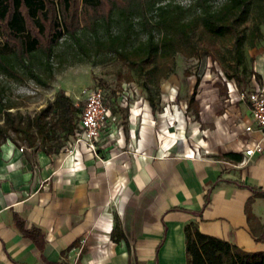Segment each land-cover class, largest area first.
Instances as JSON below:
<instances>
[{
	"label": "crops",
	"instance_id": "1",
	"mask_svg": "<svg viewBox=\"0 0 264 264\" xmlns=\"http://www.w3.org/2000/svg\"><path fill=\"white\" fill-rule=\"evenodd\" d=\"M252 63L258 77L249 74V90L226 85L219 97L196 85L194 141L186 139L181 110L167 117L177 122L173 132L170 112L160 114L167 135L144 111L135 148L134 121L124 132L110 120L96 153L71 143L73 133L50 152L4 139L0 264H187L184 226L190 223L246 251H263L264 196L254 190L264 191V146L244 151L264 132L245 129L250 104L240 92L264 85V49ZM110 106L115 114L117 106ZM191 148L194 155H186Z\"/></svg>",
	"mask_w": 264,
	"mask_h": 264
},
{
	"label": "trees",
	"instance_id": "2",
	"mask_svg": "<svg viewBox=\"0 0 264 264\" xmlns=\"http://www.w3.org/2000/svg\"><path fill=\"white\" fill-rule=\"evenodd\" d=\"M247 2L0 0V115L4 118V123H0V143L9 137L15 143L38 144L50 152L53 146L60 145L55 143L60 133L72 134L78 127V113L83 106L75 105L63 91L32 115L15 119L10 109L18 108L23 102L8 96L7 84L2 82L3 79L19 83L31 80L47 87L65 61L61 52L55 50L63 41L77 50V60L97 55L117 56L135 67L139 75L159 68L160 76L166 77L170 69L168 62L175 52L185 57L198 56L199 48L192 33L199 28L207 35L232 41L230 73L224 72L242 87L246 82L245 68L239 66L243 63L244 36L239 34L236 22L242 18L241 12ZM138 32H143L144 37L134 42ZM85 33L90 36L89 42L83 39ZM255 38L253 32L248 38L251 45ZM55 56L58 62H54ZM250 73L258 77L254 70ZM132 79L131 74L126 75V80ZM199 79L197 75L195 82ZM194 94L193 90L187 97L188 110H197ZM147 98L154 108L155 98L150 94ZM109 107L113 112L112 106ZM224 156L241 159L238 152H227ZM254 196H264V191L255 189ZM251 201L252 198L245 207L250 223L256 220L250 210ZM184 235L187 264H264V250L246 251L226 240L201 233L192 223L184 226Z\"/></svg>",
	"mask_w": 264,
	"mask_h": 264
},
{
	"label": "rangeland",
	"instance_id": "3",
	"mask_svg": "<svg viewBox=\"0 0 264 264\" xmlns=\"http://www.w3.org/2000/svg\"><path fill=\"white\" fill-rule=\"evenodd\" d=\"M177 1L187 4L189 0ZM220 1L212 0L214 4ZM241 17L236 22L239 34L244 36L241 45L243 63L239 68L243 66L245 68L243 70L246 81L244 89L247 87L246 90H249L251 87L249 71L252 70L254 53L259 49H264V1L248 0L243 6ZM113 28L116 29V25ZM100 31H102V28H100ZM253 32H255L256 38L251 45L248 38ZM192 35L199 48L198 56L185 57L175 52L168 62L170 69L166 77L160 76L161 71L159 68L152 73L147 71L148 73L139 75L135 67L130 66L126 61L120 60L117 56L97 55L91 59L77 60V50L70 43L63 41L55 50L57 53L61 52L65 61H63L61 69L55 72L47 87H42L31 80L23 83L9 79L2 80L4 84H7V95L23 102L18 108H11L10 110L15 119L28 114L32 115L41 106L51 102L60 91L67 94L75 105L81 107L84 103L85 90L100 86L105 93L106 104L110 106L114 102V106H117L114 107L116 113L112 112L111 125H118L125 132V129L127 128L128 131L131 122L134 121L136 129L132 144L134 148L140 138L138 131L144 111L152 113L155 120V130L162 133L160 114L167 110L170 112L165 117L169 126L171 124L169 131L173 132L177 122L175 119H167V117L174 114L175 110H181L184 112L186 120L184 131L186 139L194 141L193 124L197 120L193 109L188 110L186 107L187 97L193 90L195 92L197 84V88L200 85L206 88L208 95L210 94L209 90H213V93L218 92L219 97L223 95L222 87H226L225 79L229 78L224 70L230 73V62L232 60L230 53L233 50L230 39L207 35L201 32L199 28L195 29ZM143 37L144 33L138 32L134 35L133 41L136 42ZM83 39L85 42H89L90 36L85 33ZM54 62H58L56 56ZM185 71L189 74H186ZM127 74L132 75L133 79L131 81L126 80ZM197 75L200 78L199 83L195 82ZM155 78H159V80L156 82ZM99 80H103L104 83ZM236 86L240 88L238 84ZM112 90H114V93H112ZM147 94L155 98L154 108L151 107ZM133 107H136L137 113L133 119H130ZM0 123H4V118L1 115ZM163 133L167 135L165 132ZM11 134L13 135V133ZM64 140L63 133H60L55 143L61 145Z\"/></svg>",
	"mask_w": 264,
	"mask_h": 264
},
{
	"label": "built area",
	"instance_id": "4",
	"mask_svg": "<svg viewBox=\"0 0 264 264\" xmlns=\"http://www.w3.org/2000/svg\"><path fill=\"white\" fill-rule=\"evenodd\" d=\"M227 90L236 88V83L232 78L225 79ZM247 96L250 104V119L245 125L246 130L254 128L264 132V85L258 86L247 92L241 91L240 96ZM78 127L73 133L71 143L83 142L86 148L96 153L102 140V130L109 126V120L112 118L110 107L105 103V93L100 86H94L85 90L84 103L82 110L78 113ZM69 142V143H70ZM264 146V135L257 139L251 146L244 151L245 154L259 152ZM23 147H19L22 150ZM68 145L64 147L66 152L71 151ZM186 155L193 156L194 150L191 148Z\"/></svg>",
	"mask_w": 264,
	"mask_h": 264
}]
</instances>
